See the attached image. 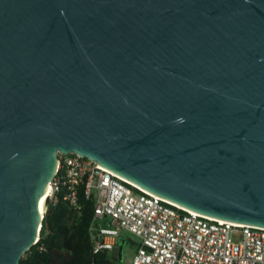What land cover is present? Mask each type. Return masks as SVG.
Returning a JSON list of instances; mask_svg holds the SVG:
<instances>
[{"label": "water", "instance_id": "95a60500", "mask_svg": "<svg viewBox=\"0 0 264 264\" xmlns=\"http://www.w3.org/2000/svg\"><path fill=\"white\" fill-rule=\"evenodd\" d=\"M59 153L264 228V0H0V264Z\"/></svg>", "mask_w": 264, "mask_h": 264}, {"label": "built area", "instance_id": "2783aa9c", "mask_svg": "<svg viewBox=\"0 0 264 264\" xmlns=\"http://www.w3.org/2000/svg\"><path fill=\"white\" fill-rule=\"evenodd\" d=\"M49 187L48 204H56L63 189L76 211L82 208L80 188L92 201L89 236L95 254L112 252L128 233L138 239L129 264H264V228L187 210L90 158L59 153Z\"/></svg>", "mask_w": 264, "mask_h": 264}, {"label": "trees", "instance_id": "16d2710c", "mask_svg": "<svg viewBox=\"0 0 264 264\" xmlns=\"http://www.w3.org/2000/svg\"><path fill=\"white\" fill-rule=\"evenodd\" d=\"M66 197L67 191L63 189L58 202L48 204L39 243L23 255L20 264H121L126 240H119L112 252L95 254L89 236L94 213L92 201L84 197L80 188L82 208L76 211L68 205Z\"/></svg>", "mask_w": 264, "mask_h": 264}, {"label": "rangeland", "instance_id": "374dc122", "mask_svg": "<svg viewBox=\"0 0 264 264\" xmlns=\"http://www.w3.org/2000/svg\"><path fill=\"white\" fill-rule=\"evenodd\" d=\"M124 235L128 238V240L123 246V259L121 264H129L134 256L138 239L128 233H125Z\"/></svg>", "mask_w": 264, "mask_h": 264}, {"label": "bare ground", "instance_id": "6f19581e", "mask_svg": "<svg viewBox=\"0 0 264 264\" xmlns=\"http://www.w3.org/2000/svg\"><path fill=\"white\" fill-rule=\"evenodd\" d=\"M50 193H51V189L48 186L45 193L43 194V196L41 197V200H40V209L43 213H45V211H46V205H47L46 201L49 198Z\"/></svg>", "mask_w": 264, "mask_h": 264}]
</instances>
